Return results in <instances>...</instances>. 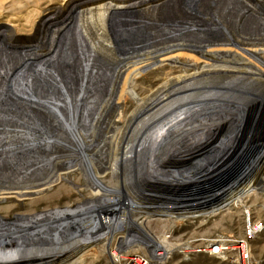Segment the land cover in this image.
Masks as SVG:
<instances>
[{
  "label": "bare ground",
  "instance_id": "6f19581e",
  "mask_svg": "<svg viewBox=\"0 0 264 264\" xmlns=\"http://www.w3.org/2000/svg\"><path fill=\"white\" fill-rule=\"evenodd\" d=\"M255 11L244 0H61L44 8L33 36L1 40L0 261L45 253L26 264H83L92 249L124 241L165 262L175 246L146 229L149 217L143 226L132 218L157 213L128 191L156 183L173 162L204 172L249 135L264 140V19ZM153 74L162 79L146 84ZM198 153L207 154L193 160ZM255 167L264 169V151ZM60 187L77 206L29 210ZM250 192L264 194V177L231 200Z\"/></svg>",
  "mask_w": 264,
  "mask_h": 264
},
{
  "label": "rangeland",
  "instance_id": "374dc122",
  "mask_svg": "<svg viewBox=\"0 0 264 264\" xmlns=\"http://www.w3.org/2000/svg\"><path fill=\"white\" fill-rule=\"evenodd\" d=\"M244 1L246 2V4H248L253 9L256 10L255 14L257 16H260V18L264 19V6L258 7L253 0H244ZM37 2H39V0H0V41L3 39H8L10 37H22V39L23 37L24 38L27 37L26 39H28V37L33 36V33L35 32L34 31L35 26L38 24L44 8L48 5V3L61 2V0H41L40 4L36 6ZM18 19L22 20L20 21V24L19 22L18 23L15 22V20H18ZM26 20H29V21L31 20L30 21L31 24L30 23L27 24L25 22ZM8 27H11L12 29L15 27L16 30L17 31L19 30L20 32H17L16 30L15 31L10 30L8 29ZM161 79H162V76L153 74V75L147 76L144 79V82L146 84L152 85L155 82L160 81ZM138 93L140 96L146 95V92H143V91H140ZM126 106H127V111H131L133 109L134 103L130 98L126 99ZM260 142H264V140L260 139ZM206 154L207 153H204V154L198 153L192 156L191 158L193 160L194 159L197 160V159L203 158ZM214 157L215 156L210 157L211 159L208 160V163L205 164L204 167L202 164L204 160L199 162L200 164L198 166H202L203 168L201 169H204V168L210 169L211 164L215 162ZM171 165L172 167L169 169H161V171L156 174L157 178H155L154 180L166 181V182H170L172 180L176 181L178 179H176V177L171 175L175 173L176 169H196L194 166H196L197 163L195 165L193 161H188L184 163L181 161L179 163L173 162ZM263 177H264V169H257L255 174L250 180L251 181L258 180ZM152 183L153 182H151L150 184L149 183L144 184L142 187H138L137 189H134L132 191L129 190L128 192L130 193L131 197H135V196L136 198L145 197V195L149 194L148 189L150 188V185ZM60 192L62 194H58ZM46 195L47 194H44L41 198L31 201L29 205V210L53 208V207H57V205H65V204L71 207H75L79 203L76 197H72L69 194H67L66 191L62 189V187H60L56 191L49 193L48 196ZM232 200L229 202L228 207L229 206L230 207L228 208V210L226 209L219 213L215 212L214 215L212 216L204 217V218H200L196 220H190L184 223L175 221V220L169 221V222L153 220L150 223L149 222L146 223V229L153 235L161 236V237H163L164 235L168 233H173L175 235L176 240H180V242H185V241H192L194 239L207 240V239H212V238H217V237H229V236L242 235L244 231L245 215H246V212L248 211L253 218L264 222V194L263 193L250 192L242 198L239 205H237V203L233 202L234 200L233 201ZM142 207L147 208L148 206L142 204ZM11 211L9 212V215H13V213L11 214ZM135 211L136 212L133 214L132 218L136 220L139 225L143 226L145 219L149 216L146 214V212H144L145 210L141 208L136 209ZM203 213L209 214L211 212L209 211V212H203ZM117 216L118 214H116V216L111 215L107 217L105 220L106 222L111 223L113 221H117ZM143 216L146 218L143 221H141L140 218H142ZM173 243H176V242L171 243L172 245L176 247V245ZM75 244H77L76 240L71 241L70 243H68V245H62V246L72 247V246H76ZM90 249L91 247H86L85 249H83V251H80L78 249L79 254L76 258H78L81 255H84L85 253H88L87 251ZM251 250H252V263L253 264H264V233L251 244ZM92 251H95L94 254H91L90 257L85 262H83V264H112V261L110 258L111 251L107 249H103L97 252L96 249H92L90 252ZM64 252H61V253H64ZM61 253H58V254H61ZM44 254L45 253H42V254L32 253L29 255V257L28 256L21 257L19 255L17 256L16 254H12L9 256L8 260H6L5 262L0 261V264H26L31 259H34V258L41 259L44 256H49L47 254L45 255ZM12 258H15V259H12ZM39 263H36V264H39ZM165 264H228V263L216 260L214 258H210L208 256H204V255L195 256L191 258H186L181 255H176V256H173L171 260H169V262Z\"/></svg>",
  "mask_w": 264,
  "mask_h": 264
},
{
  "label": "water",
  "instance_id": "95a60500",
  "mask_svg": "<svg viewBox=\"0 0 264 264\" xmlns=\"http://www.w3.org/2000/svg\"><path fill=\"white\" fill-rule=\"evenodd\" d=\"M249 135L244 146L226 164L216 169H176V182L150 185L149 194L138 200L157 214L209 212L229 202L232 193L250 182L255 165L264 151V142ZM190 179V180H189Z\"/></svg>",
  "mask_w": 264,
  "mask_h": 264
},
{
  "label": "built area",
  "instance_id": "2783aa9c",
  "mask_svg": "<svg viewBox=\"0 0 264 264\" xmlns=\"http://www.w3.org/2000/svg\"><path fill=\"white\" fill-rule=\"evenodd\" d=\"M230 207V206H229ZM229 207L219 211L228 210ZM218 212V213H219ZM217 214V213H216ZM155 214L150 213L149 223L154 221H179L187 222L190 220H196L204 217H209L214 214L208 213H195V214ZM146 217L140 218L143 221ZM155 218V219H153ZM264 233V222L255 219L251 214L246 212L244 231L242 235L229 236V237H217L212 239H194L192 241L180 242L175 239L173 233H168L161 237L169 243L176 245L175 251L168 257L165 262L154 261L152 259V253L148 251L146 247L134 245L131 247L127 242H119V246L112 252L111 261L112 264H165L171 260L173 256L181 255L186 258L195 256H208L216 260L228 263V264H253L252 263V250L251 244ZM127 233L122 234L121 237L125 238ZM137 236V235H136ZM161 253V252H159Z\"/></svg>",
  "mask_w": 264,
  "mask_h": 264
}]
</instances>
